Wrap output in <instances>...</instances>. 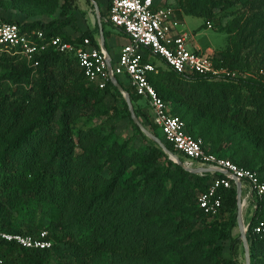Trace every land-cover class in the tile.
<instances>
[{
    "label": "trees",
    "instance_id": "obj_1",
    "mask_svg": "<svg viewBox=\"0 0 264 264\" xmlns=\"http://www.w3.org/2000/svg\"><path fill=\"white\" fill-rule=\"evenodd\" d=\"M74 1L64 0L60 17L46 22L2 16L0 19L17 23L23 31H41L45 40L59 35L78 44L88 37L92 45L98 46L91 30L77 36L65 31L70 25L76 26V18L71 15ZM194 2L179 0L180 12L173 7L176 16L192 13ZM14 8L30 13L20 5ZM39 11L52 12L53 8ZM101 18L105 37V25L114 26L108 13L106 17L101 14ZM225 29L228 30V25ZM144 52L146 59L148 49ZM211 56L214 63L236 70L231 52ZM33 61L18 53L0 52V64L5 66L0 79V229L21 234L45 229L52 246L24 248L14 241L0 239L4 264H41L42 255L59 250L61 242L69 245L71 254L82 263L98 253L117 256L120 261L133 257L160 258L167 253L202 264H240V238L231 234L237 223L235 185L221 191L218 214L205 215L197 205V195L206 188L210 173L189 172L172 161L152 139H148L150 151L144 153L129 151L125 142L109 143L107 136H98L91 129H78L74 134L71 124L77 116L76 109L96 106L106 94H113L116 102L113 108L122 107L135 131L146 138L132 121L122 93L110 80L104 88H97L85 79L73 52L58 51L51 46ZM156 68V72L148 73V80L167 103L170 113L184 121L186 131L201 137L205 149L217 155H222L217 147L220 137L230 140L231 153L227 157L239 166L255 170L264 181L262 75L234 83L231 79L199 74L183 76L166 64L165 68L161 65ZM30 75H37L34 95L24 80ZM180 79L201 89H193L191 93L181 89L177 94V87L171 83L180 84ZM83 81L89 86L84 87ZM117 81L129 93L136 116L148 118L153 134L158 137L161 132L152 121L147 101L120 77ZM239 85L255 92L249 96L241 93ZM58 109L60 115L56 117ZM56 123L59 128L54 131ZM161 137L165 146L184 161V156L162 134ZM104 150L110 153L101 162ZM249 151L253 157L247 156ZM104 167L108 168L109 177L104 176ZM139 175L143 178L134 180ZM174 211L181 213L178 220L169 215ZM261 215L260 211H254L248 218L250 264H264V235L252 232ZM193 217L216 221L192 229ZM189 238L192 251L181 252L184 245L177 243ZM170 239L173 241L168 242ZM221 240L229 241L227 256ZM205 246H210L207 253H203ZM165 248L168 249L163 252Z\"/></svg>",
    "mask_w": 264,
    "mask_h": 264
},
{
    "label": "built area",
    "instance_id": "obj_2",
    "mask_svg": "<svg viewBox=\"0 0 264 264\" xmlns=\"http://www.w3.org/2000/svg\"><path fill=\"white\" fill-rule=\"evenodd\" d=\"M108 3L109 20L128 37L115 61L109 60L101 47L92 45L88 37H83L78 44L59 35L45 40L41 31H23L17 23L2 19L0 52L18 53L33 61L49 46L58 51H71L85 79L99 89L104 88L112 77L126 78L134 93L147 101L152 121L164 140L184 156V165L213 169L207 172L211 175L206 188L197 195V205L202 212L216 216L222 203L221 191L239 182L242 206H250L252 213H262L252 226V232L264 235V181L260 175L255 170L239 166L227 156L207 151L203 139L190 135L184 121L170 113L167 103L156 93L147 77L148 73L157 71L151 57H159L170 69L183 76L199 74L216 79H232L237 77V71L214 63L211 55L187 48L188 34L178 30L182 22L173 6L157 0H108ZM207 25L210 27V22ZM145 49H148L146 59ZM33 64L37 62L33 61ZM248 226L249 223L245 225L246 230ZM0 239L14 241L24 248L46 249L52 246L45 229L35 234L0 229ZM0 264H4L1 256Z\"/></svg>",
    "mask_w": 264,
    "mask_h": 264
},
{
    "label": "rangeland",
    "instance_id": "obj_3",
    "mask_svg": "<svg viewBox=\"0 0 264 264\" xmlns=\"http://www.w3.org/2000/svg\"><path fill=\"white\" fill-rule=\"evenodd\" d=\"M63 1L64 0H0V16L19 19L22 21H33L39 19L46 22L53 18L60 17L61 4ZM157 1L162 4H169L179 11V0ZM15 5L24 7L26 12L30 13L26 14L15 9ZM45 7L48 9L53 8V11H39ZM100 8L102 11L104 10L102 1L100 2ZM93 11L92 2L90 0H75L71 15H74L78 19V23L83 26L89 24V22L93 23L94 18L92 19L91 17V14L94 15ZM104 16L106 17V14H104ZM180 17L184 20V22L183 25L178 27V30L184 31L188 34L187 48L189 50H194L197 46H199V51L206 55L229 51L234 56L233 64L237 71V77L232 78L230 81L238 83L241 81V79H249L262 75L261 79L264 82V0H195L194 11L192 13L182 12ZM102 20H104V18H101V21ZM207 20L210 21V27L206 23ZM94 25L96 28L98 27L96 20ZM226 25H228V30L225 29ZM76 27L77 24L76 26L70 25L65 28V31L71 35H74L73 33L74 30H76ZM106 36L107 43L109 44L110 49H112V53L115 55L119 45L123 42V37L119 36V34H116L115 32H111V30H109V33H106ZM152 60L156 65H161L163 68H165V64L162 61L160 62L159 58L155 57ZM4 71L5 66L0 64V79ZM24 80L25 84L30 89V93L34 95V87H36L35 83L37 82V75H30L29 77L24 78ZM178 81H180V84H175L178 82L171 83H174V85L177 87V94H180L181 89L184 90V93H188L193 89H201V87H193L192 85L188 84L189 82H186L182 79ZM210 81L217 80L211 79ZM83 85L84 87L89 86L87 81H83ZM31 88L33 90H31ZM238 90L248 96L255 92V89L248 88L245 85H239ZM61 100L64 101L65 98L62 97ZM115 103V96L113 94H106L100 104L96 106L90 105L89 107H84L79 110L76 109L77 116L71 124L74 134H76L78 129H91L94 130V133H96L98 136H107L109 143L118 144L125 142L129 151L140 150L144 153L150 151L151 144L148 141L150 138L147 136L145 138L142 134L136 132L126 113L122 110V107H119L118 109L113 108ZM74 112L75 110L73 113ZM59 115L60 110L58 109L56 112V117ZM139 119L142 124L150 132H152L149 119L142 116L139 117ZM58 128L59 125L57 123L54 124L53 130H58ZM158 134V137L164 143L161 134ZM230 146V140L220 137L219 144L217 146L219 148L218 152L220 154L230 156ZM103 152L105 155L100 160L101 162H103L109 155L108 153H110V151L107 150H104ZM247 156L253 157V153L249 151ZM178 159L182 161V159L179 157ZM162 163L163 162H161V164ZM262 172L264 175V170ZM103 174L105 177H109L108 168H103ZM142 178L143 176L139 175L134 178V180ZM169 185L170 183L168 186ZM244 193L245 190L243 191V194ZM243 209L244 219L246 221L249 218L250 209L248 210L246 207ZM169 215H172L175 220H178L181 213L174 211ZM192 221L194 222L192 229H199L214 223L216 218L203 219L193 217ZM231 234L233 237L237 236L240 238L237 223L232 228ZM172 241L173 239H170L168 242ZM219 243L223 245V253L225 256H227L229 241L221 240ZM240 243L242 245L241 239ZM177 244L184 245L181 248V252H184L185 250H191L190 247L193 245L190 238L186 241H180V243ZM68 246L69 245L66 243L61 242L59 244V250L53 249L46 254L44 253L42 255L43 260L41 264H202L199 261H195L189 257L174 258L167 253H163V256L160 258L133 257L126 261H120L117 256L115 258L108 253H98L92 256V258H87V260L82 263L71 254ZM241 248L242 249H239L238 256L239 263L245 264L243 246ZM167 249L168 248L163 249V252H165ZM209 251L210 246H205L203 253H207Z\"/></svg>",
    "mask_w": 264,
    "mask_h": 264
},
{
    "label": "water",
    "instance_id": "obj_4",
    "mask_svg": "<svg viewBox=\"0 0 264 264\" xmlns=\"http://www.w3.org/2000/svg\"><path fill=\"white\" fill-rule=\"evenodd\" d=\"M91 2L93 3L94 9H95V11L97 13L98 24H99L100 35H101V46L104 48V43H103L104 37H103V34H102L103 28H102V23H101V19H100L99 9H98V6H97V4H96V2L94 0H91ZM111 82L122 93V95H123V97H124V99L126 101L127 108H128L129 113H130V117H131L132 121L139 127V129L147 137H149L154 142H156L158 144V146L168 155V157L170 159H172L174 162H176L177 164L182 166L184 169H186V170H188L189 172H192V173L202 174V173H207V172L213 171V169L208 168V167H187V166H185L184 163L178 159L177 155H175L173 152H171L165 146V144L161 141V139L159 137H157L152 132H150L142 124V122L136 116V114L134 112V108H133L129 93L118 83L117 79L112 77L111 78ZM235 188H236V204H237L236 222H237V226H238L239 233H240V239H241L243 250H244L245 264H250L249 247H248V242H247V238H246V227L243 224V219H242V214H241L242 202H241V188H240V183L239 182H236Z\"/></svg>",
    "mask_w": 264,
    "mask_h": 264
},
{
    "label": "crops",
    "instance_id": "obj_5",
    "mask_svg": "<svg viewBox=\"0 0 264 264\" xmlns=\"http://www.w3.org/2000/svg\"><path fill=\"white\" fill-rule=\"evenodd\" d=\"M91 1V0H90ZM103 2V11H102V9L100 8V2ZM96 4H97V6H98V9H99V14H100V17H101V14H106V13H108V8H107V0H99V2L97 3L96 2ZM92 10H94L93 12H94V15H92L91 14V17H92V19H93V23L92 22H89V24H87V25H80L79 23H78V19L76 18V24H77V27H76V30H74V35H72V36H77L78 34H80V32H82V31H84V30H91L92 32H93V35L95 36V39L97 40V44H98V46L99 47H101L106 53H107V55H108V59L109 60H111V61H115L116 59H117V56H118V54H119V51H120V48H121V46L122 45H124L125 43H127L128 42V37H127V35L124 33V31L122 30V29H120V28H116V27H112V26H108V25H105V30H106V33L108 32L109 33V30H111V32H115L116 34H119V36H121V37H123L122 39H123V42H122V44H120L119 45V47H118V50H117V52H116V54L114 55L113 53H112V49H110V46H109V44L107 43V36H106V33H105V37H104V34H103V32H102V34H103V37H104V41H103V43H104V48L101 46V35H100V29H99V24H98V17H97V13H96V11H95V9H94V5H93V3H92ZM90 14V13H89ZM90 17V16H89ZM101 19V18H100ZM179 19H181V25H183V22H184V20L182 19V18H179ZM95 20H96V22H97V25H98V28H96V26L94 25L95 24ZM101 23H102V21H101ZM180 25V26H181ZM179 26V27H180ZM103 28V27H102ZM96 29V30H95ZM66 30V29H65ZM180 31V30H179ZM181 32H184V31H181ZM194 50H198L199 51V46H197ZM153 58H155V57H151V59H153ZM121 78V80H124V82L127 84V81H126V78H124V77H120ZM234 184L236 185V182H234ZM243 208H245L244 206H242V210H241V214H242V219H243V224L244 225H246L247 223H248V219L245 221V219H244V209ZM248 210H249V216L252 214V208L250 207V206H248V207H246Z\"/></svg>",
    "mask_w": 264,
    "mask_h": 264
},
{
    "label": "bare ground",
    "instance_id": "obj_6",
    "mask_svg": "<svg viewBox=\"0 0 264 264\" xmlns=\"http://www.w3.org/2000/svg\"><path fill=\"white\" fill-rule=\"evenodd\" d=\"M242 210V209H241Z\"/></svg>",
    "mask_w": 264,
    "mask_h": 264
}]
</instances>
